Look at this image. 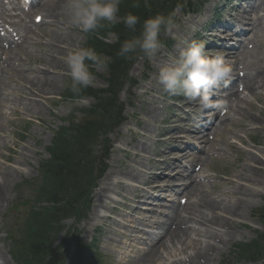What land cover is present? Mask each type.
I'll use <instances>...</instances> for the list:
<instances>
[{"label":"rangeland","instance_id":"1","mask_svg":"<svg viewBox=\"0 0 264 264\" xmlns=\"http://www.w3.org/2000/svg\"><path fill=\"white\" fill-rule=\"evenodd\" d=\"M45 3L43 4L44 6ZM43 5L41 6L42 8ZM213 8L214 6L212 7V9ZM39 11L40 10L38 7V9L34 13L29 14L26 19L29 20L31 23L30 18L34 20L35 14ZM260 14L263 15L264 13ZM207 19L208 18H206V20ZM11 20L16 25L23 24V21L19 22L16 19ZM193 27L195 26L193 25L190 28L188 26L185 27V25L181 24V26H177L169 34V36L179 37V39H181L182 41L185 39H194L195 33L192 32ZM52 31L53 25L45 24L44 26L38 29L35 38H37V36H41L42 41L46 42L47 37L52 36ZM57 32L65 33L69 37L70 49L66 50L63 45V55L57 54L56 56H51V54L48 52L47 46H43L38 43H32L30 40H27L25 42V46H20V48L18 47L14 50V52H20L21 54L24 51L30 52L31 55L29 56V62L27 61L26 64L25 61L20 58L22 56L21 55L17 57V63L14 68L7 67L5 66L6 64H1L0 68V72L5 73V77H0V124L6 125L5 133H3L2 140H0V143H3L4 141L11 143V141L14 140L18 144L16 154H13V156L9 160V163H1V167L14 170L12 165L17 162V166L21 170L20 174L17 176V184L13 186L10 191V194L14 199L10 202L9 207L7 209V213L4 214L3 219L1 220V223L3 222V220L5 223L4 227L0 228V249L3 250L4 253H10V242L6 232L10 227L17 223L19 218H21L24 213V207L19 202L21 194H19L18 184L24 179H33L38 176L39 173L37 168L39 166V162L43 158L48 156L47 147L51 144L55 131L58 129V127L66 124L65 120L74 114L75 107L80 108L83 106L82 103H80L81 105L73 104L70 100H65L61 98V96L63 95L65 89L68 87L70 81V77L68 75V68L65 63V58L69 51H71L72 49L84 46L85 33L65 23V19L59 23ZM114 39L115 37L113 36V34H110V40L113 41ZM182 41L177 40L175 42V45L171 49L172 52H175L177 48L181 47ZM49 48L51 49V46H49ZM9 54L10 53H6L7 58ZM178 54L179 53L176 52L173 54V56H177ZM167 55V49L165 47H162V52L159 53L155 59L147 62L146 59L140 58L131 69V75L139 80H142L143 74L149 73V79L147 81H141V83L136 89L128 90L127 92H124L121 95L122 101L127 102L130 100L132 102V104H129V106H127L126 112L130 117H133L131 118L132 121L130 122V124L127 125L128 129H133V133L130 132L131 130L127 131L125 134H120L118 133V131H115L113 132L111 137L113 142H115L116 144L117 142H119V145L121 146H124L126 144L127 148L130 150L132 155H134L135 152V150L133 149V146L136 148L135 145L144 147L146 149V154L161 151L165 148L164 146L157 143L154 138H151L149 136H156V134L160 133L162 134L164 132V125L160 124V122L163 119L175 116V111L172 114H170L169 112L171 98L166 92H164L162 86L158 82V73L160 68L163 67L170 59ZM50 59L54 60V65L60 64L57 69H53L52 67H50ZM148 64H150L151 67V70L149 71L147 70ZM104 70V67L97 68V75H93L94 81L92 86L98 88L106 87L105 76H102ZM45 74L48 75L47 81L49 83V89L48 91H46L45 94H43V96L35 97L36 101H38V104L41 106V112L37 115V117H39L38 119H32L31 114L21 107L23 103H28L31 100V98H29L30 100L27 99V93L30 92V90L29 88H26L27 85H25V81L35 76H41ZM252 99L254 100L257 106H261V104L264 102V97L262 102L254 99L253 97ZM7 100H9L10 102L7 103ZM88 102H92V99H88ZM162 106L164 107L162 108ZM150 110H156V116L159 117V122L154 118L155 116L150 115ZM255 113L257 115L259 114L258 112ZM75 115L77 117H80L82 113L78 111V113ZM135 115L138 116L140 119L142 118L140 128L136 127V119L134 118ZM11 119H13L14 121H10ZM31 120L34 121L31 122ZM256 126V124L252 123V125H249L245 130L236 128V131H240L241 135L244 136L247 140V145H245L243 148L240 146V149L248 148L256 152L259 151L261 143L264 139V130L259 129L257 132L251 131V129L253 127L255 128ZM145 132L147 134L146 137H142L141 135ZM135 133H139L141 135H139L138 138H135ZM232 136L233 135H231V137ZM11 137H13V139ZM255 140L257 141V143ZM4 150L6 149H0V152H4ZM224 152H226L224 156V158H226V161L224 163L219 162V172L228 173L229 175L233 172L241 174L242 172L240 170L244 166V160L237 159H239L238 156L242 155V153L240 151H231L227 148H225ZM131 159H133V157L129 158L125 154L116 151L115 154H113L112 156L111 166H114L116 168H122V165H127L128 163L131 164ZM141 160L143 159L141 158ZM214 162L215 161L213 160L211 162V165L215 164ZM147 163L150 162L145 159V166H147ZM237 163L238 168L236 170L234 169V167ZM111 171L113 172V170ZM15 173L17 174L18 172ZM240 180L241 182H246L247 184H250V187L261 189L263 193L260 197L255 198V200L253 201L254 204L249 209L248 214L240 218L243 221L244 226L238 228L235 233V236L229 242L230 244L224 248V253L221 256H217L215 264H219L220 262L223 264L224 259L226 263L237 264L235 256H231L228 253L229 249L236 243H239L241 241H250L251 239L255 238L257 232H264V225H262L259 220L254 218L255 210L264 204V185L261 187L259 185L249 183L243 178H240ZM103 186L104 183L102 182V185L99 187V191L100 188ZM230 187V185H214L212 187L208 184V188L206 187L204 190L206 192H209L210 196L212 198H215L216 201L221 199V201H223L224 203L232 204L238 199H240L241 195H237L236 197L231 198V192H226L230 189ZM97 190L95 192V197L99 192ZM23 196L29 197L30 192L28 190H25ZM98 208L100 207L97 206L95 202L89 218L87 220H83L77 226L78 229L83 232L85 236L84 239H88L90 236L94 235L93 226L103 225L106 224V222L111 223L110 221H107V219L105 221V219L103 218L95 217V213L96 211L98 212ZM223 215L227 216V214L224 213ZM66 223H68L67 225L69 226L74 223V220H69ZM193 226L196 225L194 224ZM196 233L197 232L195 231V228H191L187 236L181 237L180 241L178 238V242H175L174 245H172V247L168 249L166 254L168 253L171 258H173L175 254L177 256L174 259H179L183 258L185 253H192L195 249V242L192 239V234L196 236ZM63 237L64 236L62 235L60 240H62ZM102 239L105 247L111 246L115 249L120 248V238L117 237V235H115L111 231L107 232L104 235V238ZM185 239H188L186 243H184ZM71 249H73V246L71 247ZM106 250L109 252L108 249ZM72 253L70 250L68 256L69 260L72 257ZM111 257H113V255H111ZM131 264L144 263L135 259L131 261ZM255 264H264V260H261L260 262Z\"/></svg>","mask_w":264,"mask_h":264},{"label":"bare ground","instance_id":"2","mask_svg":"<svg viewBox=\"0 0 264 264\" xmlns=\"http://www.w3.org/2000/svg\"><path fill=\"white\" fill-rule=\"evenodd\" d=\"M68 0H53L50 3H47V5L44 8L45 15L49 17L51 20H53L54 23L59 22L60 18H64V13L66 9ZM262 7L260 5L255 6L252 10L248 12V10H245L246 14L251 15L252 12H258L261 11ZM243 17H247L244 16ZM198 20V16H193L189 19V22H196ZM252 22V34L254 33V29L258 26L257 23H260V27L263 31V37L259 38L261 43H264V22L262 18H251ZM258 27V28H260ZM53 40H56L57 47L54 48L55 52H58V54H63V50L60 49V45H66L65 47L67 50H69V39L64 35H58L56 38L52 37L49 39L50 43L53 42ZM223 50V49H222ZM221 50V51H222ZM260 55L264 58V50L261 48V50L258 51ZM21 53L17 52V57L20 56ZM257 55L255 52L251 51L248 47L244 46V43H241V45L238 47L236 52H229L227 54V57L233 56L236 59L243 60L250 56L252 58V65L247 66L249 69L252 70L251 73H249L247 76H244L242 78L243 81H239L243 86L244 90H246L248 93H250L253 97L261 96V92L264 91V59ZM248 64V62H247ZM53 66V65H52ZM54 68H57L56 65L53 66ZM41 77V76H40ZM40 77L29 79L25 81L27 87L30 89V93H27V99L31 102L25 106V109L28 113L31 114L33 118L36 117V115L40 114L41 107L36 102L35 97L36 96H43V94L46 93L48 89V78H45V81H42ZM240 78V77H239ZM236 84L233 83L230 87L229 94L226 98L221 100L220 103L223 106H226L228 108L227 112L224 115H221L219 112L213 117L212 120H206L207 122L205 124H202L200 127L197 128V133L195 136L190 135V137L195 139H205L206 134L201 135L203 130L206 132L208 125L215 124L217 121V124L214 126V130L216 133L220 132V128L222 126H225L228 122L232 121V115L235 116H245V118H241L239 122L237 123L240 127H243L248 124V122H253L259 124L264 129V103L263 106L260 108L255 109L259 112V118L254 114L250 112V110H247V108L252 107L254 105L253 101L250 97H245L239 95L238 91H236ZM150 113H156V110H150ZM210 121V122H209ZM4 126L5 124H0V130H5ZM206 128V129H205ZM235 136H238L235 132H232ZM197 136V137H196ZM186 136H178L176 138L177 141L184 140ZM2 140V138H0ZM174 140V139H173ZM4 141V140H3ZM209 142V140H206ZM212 145V143H210ZM262 148L260 150V154L254 153L252 150H249L248 153L245 156H242L245 159L246 165L248 168L245 170V172L242 171L241 174L236 176V179L229 178L228 180L232 183H236V186H234L235 193L241 195L240 199L235 201L232 204H227L221 201L219 199L216 201V199L210 197V195L205 192L204 189H202L200 186L202 184H196L194 181L187 184V192L189 193L192 198H196V204L195 201H193L186 209V214L184 216V212H181L179 210L180 206L177 207L178 213L179 211L183 214V222H189L192 221V217H197L198 210L193 209L194 206L203 209V214L201 215L200 223L204 225L206 228L205 232V238L207 239L206 244L204 247H200L193 255H191V262L197 261L200 257L203 259V261L207 262L211 261L208 250L211 252L217 251L220 252L221 249H219L218 243H225L227 241H230L235 236L234 228L236 226L241 227L242 222L240 221V218L244 217L248 210L252 207L253 201L255 200V197L258 196L261 191H257L255 188H248L242 186L237 178H243L244 180L248 181L249 183H252L254 185H262L264 184V179H261L260 173H264V140L262 142ZM230 146L232 148H237L234 143H230ZM8 147L6 142L0 143V148ZM188 147L185 146V148ZM214 150L216 149L215 145L213 146ZM191 156V162H194L198 160L201 162L204 166L208 164V159L204 157L203 155L199 157L195 155H191L189 151H186L183 153L182 158L176 160V162L172 163V169L178 170L180 160H184L185 158H189ZM161 168L165 169V166L162 165ZM245 169V168H243ZM15 172H18L17 174ZM20 174V172L17 169L11 170L2 168L0 165V216L2 215L3 211L6 210L8 207L10 201H11V195H10V188L12 185H15L17 176ZM121 174H124L126 178H133L135 179H141V174H134L131 172H124ZM182 171L178 170L176 175H181ZM163 175V181H168L167 175L162 172L160 175H155L153 178H155V181H157V186H160L159 184L162 182L160 177ZM192 179V177H189ZM107 180H111V177H108ZM195 184V185H194ZM111 186V184H110ZM192 186V187H191ZM191 187V189H190ZM165 188L164 185L161 186V189ZM177 188V187H175ZM172 189V188H171ZM173 190V189H172ZM106 196V193L102 191L100 193V197ZM145 196H147L145 194ZM8 204V205H7ZM198 209V208H197ZM174 210L177 212V210L171 206L169 215H171ZM151 211H154V209L151 208ZM227 214L226 215H223ZM177 214V213H176ZM188 215L192 217H188ZM229 217V218H228ZM181 218L177 215V217L174 219L173 222H177L178 219ZM237 219V220H236ZM134 225L139 224L141 220H135L131 221ZM165 225V224H164ZM230 225L228 227H224V229H221L220 227ZM132 226V225H131ZM132 228H134L132 226ZM136 229V228H134ZM188 234L187 231H184L180 228L172 229L168 227L166 229V242H168L170 245L168 248H170L171 245H174L175 242H178L177 239L179 238V241L181 240V237H186ZM217 237L218 243H214V239ZM188 239L184 240V243H186ZM160 242V241H159ZM166 242H162L159 246H155L151 248L148 252L143 253L141 255V260L143 262L152 261L155 256L159 253V250L161 247L166 248ZM201 254V255H200ZM0 259L4 260L3 264H14L12 261L10 262L4 255L2 251H0ZM200 262V261H199ZM202 264V263H201Z\"/></svg>","mask_w":264,"mask_h":264},{"label":"clouds","instance_id":"3","mask_svg":"<svg viewBox=\"0 0 264 264\" xmlns=\"http://www.w3.org/2000/svg\"><path fill=\"white\" fill-rule=\"evenodd\" d=\"M122 0H68L64 19L68 25L84 33H93L107 22L116 25L121 22L120 6ZM138 7V4L133 5ZM177 9L168 14H156L145 19L138 35L126 39L117 55L132 58L142 54L149 61L155 59L164 46L161 35L170 34L176 27ZM123 23L131 32H137L140 18L129 12L123 16ZM198 29L193 27L192 32ZM72 91L93 84L92 66L107 67L108 61L92 48L77 47L69 51L65 58ZM233 68L223 51L209 52L204 41L185 39L177 56H173L160 68L158 82L170 96H183L195 103L202 111L220 109L222 105L211 99L215 90L232 78Z\"/></svg>","mask_w":264,"mask_h":264},{"label":"trees","instance_id":"4","mask_svg":"<svg viewBox=\"0 0 264 264\" xmlns=\"http://www.w3.org/2000/svg\"><path fill=\"white\" fill-rule=\"evenodd\" d=\"M145 1V6L144 5ZM175 0H139L140 5L138 7H134L136 4L135 0H126V5H123L126 8H134L138 12V17L140 18V23L137 25V32L133 33L129 29H127L123 24L117 28L116 32L118 34V42L114 44L104 43L101 39L92 38L89 41L88 48H92L96 51L97 54L101 52L108 53L111 56V61L109 63L110 74H111V92L112 97L109 101H104L101 105L104 108L106 113L111 115L112 110L115 107L116 99L114 98V90H117L120 87V81L122 74L124 75L123 69L125 68V64H127V59L124 57H119L117 55L122 43L131 38L133 35H138L140 31V27L143 21L151 16L156 14H164L167 12L168 7ZM105 100V99H104ZM94 129L87 128L82 125L81 128L77 129L78 135H75V141L77 146H69L70 143L62 137L63 132L56 139V146L52 149L53 151V159L49 161L46 167V177L49 180L50 184L54 185V187L60 188L55 190L53 193V197L56 196L59 192H62V188H69L75 185L76 175L78 171V167L76 163L80 162L79 154L84 152V147L87 145L88 138L90 135H93ZM72 194V193H71ZM256 247L253 248H243L241 252L243 253H252V250H255Z\"/></svg>","mask_w":264,"mask_h":264}]
</instances>
